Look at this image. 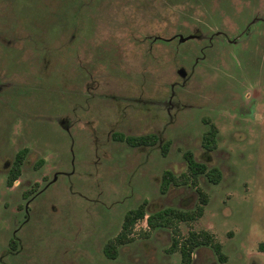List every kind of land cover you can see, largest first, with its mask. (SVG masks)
<instances>
[{
    "label": "rangeland",
    "instance_id": "obj_1",
    "mask_svg": "<svg viewBox=\"0 0 264 264\" xmlns=\"http://www.w3.org/2000/svg\"><path fill=\"white\" fill-rule=\"evenodd\" d=\"M184 152L221 173L178 226L213 234L225 261L201 247L192 264H264V0H0V264H179L145 219L116 259L103 247L143 202L196 208L191 185L160 191Z\"/></svg>",
    "mask_w": 264,
    "mask_h": 264
},
{
    "label": "trees",
    "instance_id": "obj_2",
    "mask_svg": "<svg viewBox=\"0 0 264 264\" xmlns=\"http://www.w3.org/2000/svg\"><path fill=\"white\" fill-rule=\"evenodd\" d=\"M205 122L209 123V126L203 134L202 147L206 151H211L215 148L217 129L208 120H205ZM114 138L133 147H152L157 143V136L153 134L136 137L119 135L114 136ZM167 146L168 144L162 145L161 151L163 154L166 153ZM26 153L27 150L23 149L15 155L12 167L6 178V185L8 187H11L20 177V169ZM183 158L187 165V172L175 176L169 171H164L161 178L160 191L166 193L171 185L175 187L191 185L195 188L198 195V205L196 208L192 211L166 208L146 214V203L143 202L141 205L125 213L119 233L113 239L107 241L103 247V254L106 258L111 260L116 259L118 248L133 241L132 234L136 223L142 221L146 216L145 221L149 232L157 229L171 230L173 237L168 251L179 254V264H192L193 252L201 247L211 249L220 262L223 263L225 261L220 243L215 240L213 234L210 232L204 230L198 232L190 231L186 237H182L180 234L178 225L180 223H193L200 219L204 213V206L208 202L207 195L198 187V179L204 176L210 183L215 185L221 180V173L218 169H208L205 164L197 162L191 152H184ZM145 235H148V233H145Z\"/></svg>",
    "mask_w": 264,
    "mask_h": 264
},
{
    "label": "flooded vegetation",
    "instance_id": "obj_3",
    "mask_svg": "<svg viewBox=\"0 0 264 264\" xmlns=\"http://www.w3.org/2000/svg\"><path fill=\"white\" fill-rule=\"evenodd\" d=\"M119 135H123V134L113 133V134H112V139L115 140V141H118V140H116V139L114 138V136H119ZM123 136H124V135H123ZM125 137H128V136H125ZM134 137H136V136H134ZM157 140H158V138H157ZM119 142H122V141H119ZM123 143H124V142H123ZM125 144H126V143H125ZM126 145H128V144H126ZM128 146H129V147H132V148H136V147H133V146H130V145H128ZM140 147H145V146H140ZM37 194H38V193H36V195H37ZM34 196H35V195H34ZM31 201H32V199L30 200V203H31ZM30 203H28L27 206L24 207V210H23V212H24L23 214H25L24 217H25V216L28 217V211L30 210V209H28V207L30 206ZM26 217H25V218H26ZM145 218H146V216H145ZM145 218H144V219H145Z\"/></svg>",
    "mask_w": 264,
    "mask_h": 264
},
{
    "label": "crops",
    "instance_id": "obj_4",
    "mask_svg": "<svg viewBox=\"0 0 264 264\" xmlns=\"http://www.w3.org/2000/svg\"><path fill=\"white\" fill-rule=\"evenodd\" d=\"M144 220V219H143Z\"/></svg>",
    "mask_w": 264,
    "mask_h": 264
}]
</instances>
